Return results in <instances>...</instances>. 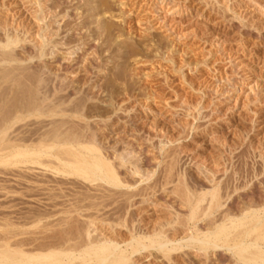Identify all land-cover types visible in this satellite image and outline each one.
I'll return each mask as SVG.
<instances>
[{"label":"rangeland","instance_id":"rangeland-1","mask_svg":"<svg viewBox=\"0 0 264 264\" xmlns=\"http://www.w3.org/2000/svg\"><path fill=\"white\" fill-rule=\"evenodd\" d=\"M28 1L0 0V28L6 25L11 30L19 28L20 35L25 38L15 49L14 54L18 55L17 59L0 62V72L13 66L11 71L8 70L12 74L5 70L7 76L12 77L11 79L9 77L7 79V76L0 77V103L2 102L0 118L2 114H7L8 110L13 112L18 109L17 107L20 108L21 101L27 103L20 89L27 92V95L24 93L27 100L33 98L30 102L36 100L38 95L44 94L46 98L44 104L36 107V111L19 116L20 119L13 125L15 131L12 129L13 126L7 130L10 137L22 135L21 137L26 139L27 135L28 140L34 138L33 142L36 143L42 131L57 125L59 127L67 116L65 125L62 121V125L67 126V129L71 130V127L75 126L72 129L74 131V128L81 123L82 126L80 128L78 126L77 131L82 130L81 127H84L82 123H88L89 132L96 131L97 140L99 142L102 140L101 144L109 148H118L116 150L119 153L115 149H108V152L113 154L115 150L122 159L125 158L123 167H120L122 163L120 159L114 160V163L118 164L117 168L119 167L118 171L123 182L126 184H132L134 180L137 182L130 187L111 191L113 195L109 193L110 191L106 192L108 196L101 198L105 200H102L103 202H100V198L94 200L95 203L103 204V210H100L103 214L99 216L109 217V220L115 224L113 227L115 230L109 225L102 224L99 219H96L94 226L101 227L106 232L116 231L120 234V239L127 240L130 231L126 227L132 222L149 230L171 220L174 217L173 209L179 202L176 193L170 194L168 189H180L177 185L178 178L187 181L186 183L189 182V187L219 180L222 184H227V187L230 186L231 188L228 187L230 191L236 185L239 186V192L248 191L249 187L254 194L263 191L264 0H39L53 18L52 27H49L47 35L54 36L53 40L68 43L62 47L63 44L60 42L63 49L58 47L61 51L65 50L62 61L57 58L59 51L56 48L51 49L55 51L54 55L57 53L55 57L49 54L46 58H30L26 53L35 51L37 39L34 38V32L39 26L38 23L34 24L31 18L34 5H30ZM87 40L89 42L84 43L85 48L82 49H85L88 55L78 48ZM68 46L71 48L69 49ZM73 46L77 47V50L73 49L74 52ZM64 47L68 48L64 49ZM69 50H72V55ZM79 56L81 61L90 58L91 64L87 60L90 64L88 71H85L81 62L75 59ZM43 59L47 60L46 65L43 64ZM72 59L76 61L70 62ZM55 60L56 62H53ZM58 61H61L60 64ZM64 64L66 66H63ZM45 67L48 69H44ZM43 72L44 74L41 75H44L42 77L46 82L42 90L37 91L41 94H36L37 92H33L34 80ZM57 79L59 83L56 82ZM93 82L102 86L103 93L97 94L95 90L90 89ZM31 85L34 90L30 88ZM25 86L26 88L30 86V90L26 91V88H23ZM73 88L79 89L78 92ZM47 90H50L49 93ZM30 91L33 95L28 93ZM19 96L23 99L21 100ZM78 97L85 98L80 115L74 114L69 109L79 101ZM105 99L110 103H104ZM15 102L19 105L15 106ZM47 103L55 109V115L39 113V109L44 110ZM64 106L70 111L65 110ZM59 109L61 112L57 111ZM69 122L71 127L68 126ZM74 122L77 125H74ZM42 125L46 126L42 127ZM62 125L60 128L63 129ZM11 129L12 132L9 133ZM11 150L0 152V157L7 158ZM40 159L54 161L47 155L41 156ZM26 164H22L26 165L23 167L20 164L13 166L0 163V224L4 221L16 223L9 232L3 229V224L0 225V236L14 234L12 242L22 245L21 242L24 241L23 249L33 253L41 251L40 247L45 244V240L47 241L41 216L38 219L31 218L35 212L40 213L42 209L45 211L44 198L48 190L44 187L52 188L53 192L57 190V193L58 188L61 187L59 189H63L62 192L70 193L71 196L69 195L68 198L76 197L75 201L83 199V196L87 198L86 195L89 197L92 192L103 193V188L96 191L87 182L72 177L63 179L46 170L45 166ZM135 167L141 168L140 175L132 174L131 170ZM150 171H154L151 180L140 179L139 176L143 173L146 175ZM164 178L167 182H172L164 185L166 181ZM147 183L162 187L152 194L142 193L136 196L131 193L142 188L138 186H145ZM89 186L92 190H89ZM163 186H166V192ZM236 193L235 195L232 193L230 199L236 196ZM38 194L40 195L37 196ZM90 200L86 199L84 203ZM227 202L226 205L229 203ZM64 207L63 209L68 208ZM106 214L108 217L105 216ZM187 232L186 228L181 226V229L175 231L173 235L181 238L188 235ZM229 252L227 248L217 251L209 249V254L199 259L195 252L185 248L173 255L172 261L168 262L159 255L155 259L151 256L146 258L147 252L143 251L142 257L139 255L133 260H139L137 264H155V262L194 264L196 260L203 264H242Z\"/></svg>","mask_w":264,"mask_h":264},{"label":"bare ground","instance_id":"bare-ground-1","mask_svg":"<svg viewBox=\"0 0 264 264\" xmlns=\"http://www.w3.org/2000/svg\"><path fill=\"white\" fill-rule=\"evenodd\" d=\"M27 3H29L30 5L31 4L34 5V7H33L34 11H32L33 13H32L31 18H32L34 24L38 23L39 26H37L38 27L37 31L34 32V34H35L34 38L37 39V42L35 43L36 47L34 46L35 51L30 52L28 50L29 52H26V53L29 54L30 58H33V57H37V58H44L45 57L46 58V56L49 54L53 56L54 52H55L53 50L56 48V50L59 51V52L56 51L58 53L57 58L59 57L58 59L62 61L64 59V55H65L64 51L65 50L61 51L60 49H63L62 47L64 46V44L68 45V43L67 42L65 43L63 41L53 40L54 36L52 37V35H51V37H50L49 34L47 35V32L49 31L48 30L49 27H52L51 22L53 21V18H51V14L49 12H46L45 7L42 4H40L39 0H29ZM9 29H10V27H9ZM9 29L7 28V25H6V27L2 26L0 28V62H3V61L11 62V61H14L15 59H17L18 55L16 54V56H15V54H14L15 49L18 48L19 43L21 41L25 40V38H22V36L20 35V33L18 31V30H20L19 28H16V29L14 28V30H11V29L9 30ZM26 40H27V38H26ZM60 42H61V44H63L62 47L60 46L61 45ZM71 42H72V40H71ZM88 42H89L88 40H87V42L84 41L83 44H80V46L78 47L79 49L82 50V52L84 51V53H85V49H82V48H85V44ZM90 42H92V41H90ZM32 44H33V42H32ZM58 47H61V48L59 49ZM68 47H66V48H68ZM66 48L64 47V49H66ZM70 48L71 47H69V49ZM76 48L73 46L72 50L76 49ZM51 49H53V50H51ZM87 49H89L88 45H87ZM72 50L68 51V52H71L70 53L71 55L74 52V50H73V52H72ZM80 52L81 51H78V53H80ZM75 53L78 55L77 52H75ZM84 53H81V54H84ZM88 53H90V52H88ZM56 54L54 55V57L56 56ZM81 54H80V56H81ZM85 54L88 55L87 52ZM93 55L96 56V54H93ZM76 56H74V57H76ZM80 56L75 58V59L78 60L77 62H81L80 64H81V66L85 67V69H84L85 71H88V67H90V64H91V61L89 62L90 58H88V59L84 58L81 61ZM69 58L71 59V57H69ZM58 59H56V60H58ZM75 59H72L71 61L70 60L69 61L72 62ZM56 60L53 62H56ZM87 60L90 64L87 62ZM46 61H47L46 59H43V64L46 65ZM61 61H58V63L60 64ZM77 62H76V64H77ZM57 66H59V65H57ZM63 66H66V64H64ZM9 67L8 68L5 67L7 69L8 73L11 71V69H13V66L11 69ZM3 68H4V66H3ZM9 69H10V71H8ZM44 69L47 70L48 68L45 67ZM5 70L4 71L2 70V72H0V77L7 76L8 73ZM42 71H44V70H42ZM3 72H5V73L3 74ZM1 73H2V75H1ZM64 73H65V71H64ZM41 74H44V72L40 73V75L36 76L35 80L33 79L35 81V83H34L35 85H33V87L35 86V91H33V92H37L38 90L41 91L43 84L46 82V80L42 77L44 75H41ZM35 75L36 74H34V76ZM8 77L9 76H7V79H8ZM62 77H65V76H62ZM86 77H87V75H86ZM51 80H50V82H51ZM57 81H58V79L56 80V82ZM57 83H59V82H57ZM29 87L26 88V86H25L23 88H26V91L30 90V88L32 90H34L32 85L30 88ZM101 87L98 85H95V83H94L90 86V89L95 90L98 94V93H103L101 90ZM62 88H60V90ZM64 88H65V86H64ZM22 90L24 91V89H22ZM22 90L20 89L19 91L23 93V97H25V101H27V103H23L24 100L21 101L23 103V105L21 103L20 108L17 107L18 108L17 109L15 107L17 110H15V108H13L15 110L13 112H9V110H8V113L4 114V115L2 114V117L0 118V152L7 150V149H12L11 154L7 158H1L0 157V163L11 164L13 166H17L19 164L22 165V164H26V163L37 164V165H41L42 167L45 166L46 167L45 169L46 170L48 169L49 171H51V173H53V175L60 176L63 179L64 178L68 179L71 177L75 178V179H79L81 182H87L89 185L93 186V188L96 191L100 190L99 188H103V190H102L103 193L99 194V192H100L99 191L98 193L94 194V192H92L91 195H89V197H88V195H86L87 198L85 196H83V199H79L78 201H75L76 197L68 198L70 193L68 194V192H67V194H65L64 191L62 192L63 189H59L61 187L58 188V193L56 192L57 190L55 191L56 192V194H55V192H53L52 188H45L43 186L44 189L48 190L47 191L48 193L46 192L47 194H45L43 192L45 195H47L44 198V200L46 201V203H44L46 206V208L44 207L45 211H43L44 209H42V210H40V213L35 212L37 214L35 216H34V214H35L34 211L31 212L30 214L32 215L34 213L31 218L34 217L35 219H38V217L41 216V219L44 222L42 225L44 226L43 228H45L44 232H46L45 235H46L47 241L45 240V244H43L44 242H42L43 247L41 246L40 247L41 249L39 248L41 251L38 250V252L29 253L28 250H26L27 251L26 252L23 249L24 246L22 247L24 241L21 242L22 243V245H21L19 243L12 242L11 239L15 236L14 234H13L14 236L12 234L6 235V236L2 234L3 236L2 235L0 236V264H137L138 263L137 261H139V260L135 259V261H134L133 258H135L136 256H139V255L142 257L143 251L147 252V254L145 253L146 258L151 256V258L154 257L152 259H155L156 257L158 258V255H159L162 259H166L168 262H170V261H172L173 255H175L178 251L184 250L185 248L191 249L193 252H195L196 256H198L199 259H201L200 257H204L208 253L209 249H214V251H217L221 248H227L232 253V255L235 257V259L237 261L241 262L242 264H264V194L261 195L262 193H264L263 192L264 189H263V191H259V193L256 192L257 193V195H256V193L254 194V192L252 191L251 187H249L251 190L249 189L248 191L243 190L242 192L241 191L239 192L238 191L239 186H237L235 184L236 186L235 187L233 186L234 189L232 187L233 190L230 191L228 189V187L229 188H231V187L230 186L227 187V184H222L221 182H219V180L218 181L214 180V182H213V180H211V181H209L210 183L204 182L201 185L199 183V186L197 185L198 187L197 186L191 187L194 185H191L189 187L188 186L189 182L186 183L187 181L185 182V181H182L180 178H178L177 185L180 186L179 187L180 189L175 188V187H174L175 189H173V190L168 189L170 194H171V192H172V194L176 193L177 199L179 202L177 207L173 209L174 212L173 213L171 212L172 214H174V217L171 218V220H169L163 224H160V225L155 226V227L152 226L153 228L149 229V230L145 229V228H141L139 226H136L132 222L128 227H126V229H128L130 231L129 232L130 236L128 235L129 239H127V240L126 239H120L121 238L119 236L120 234L116 233V231L115 232L113 231V230H115V229H113L115 224H113L111 222V220H109L110 218L107 216V214L105 216H107L108 218L99 216L103 212V211L100 212V210H103L102 209L103 204H101L99 202L95 203L94 200L96 201V200H99V198L101 199V198H104L105 196L107 197L108 193H106V192H108V191H110L109 193L112 194L113 192H111V191H113V190L114 191L118 190L121 187L122 188L123 187H125V188L130 187L137 182V180H134L132 184L131 183L126 184L125 182H123V180L120 176V172L118 171L119 167L117 168L118 164L116 165L114 163V160L120 159L122 162L120 165V167H121L124 163L123 160L125 158L122 159L121 155L118 154L119 152L116 150V149H118L117 147L109 148L106 145L104 146L103 144H101L100 142H102V140L100 142H99V140H97V137L95 134L96 131L93 132V130H91L92 132H89L88 123H82L84 125V127L83 128L81 127L82 130L79 129L78 131H77V129H78L79 125H77L78 124L77 121H75V122H77V124L74 122L75 123L74 125H77L76 128H74V131H72V129L75 126L71 127L72 125L70 124V122H69L70 125H68V124L67 125L69 127H71V130L67 129V126H65L66 127L65 128L63 125H65L64 122H66L68 120L67 116H65L66 119L64 118V120H62L64 123L63 125H62V121L60 120L61 123L60 124L58 123L59 127H58V125H57V127L54 126V128H52L53 126L52 127L50 126V128H52V129H49V130L44 131V132L42 131V133L40 135H38L39 137H37L38 140L36 143L33 142L34 138L32 140H28L27 138H29V137L26 134H25L26 136L24 135L26 137V139L22 138L21 137L22 135L20 137L19 136H15V137L11 136L10 137L7 130L10 129L16 122H18V119H20L19 116H21L23 113H29V112L36 111L37 110L36 107L44 104L45 99H46L43 96L44 94H42L41 95L42 97L40 95H38V97H37L38 100L36 98V100L30 102L31 100H33V98L31 97L32 99L30 101H29L30 98L27 100L26 99V95H27L26 93L27 92H25V91L23 92ZM73 90L77 91L79 89L73 88ZM17 91L15 93H17ZM49 91H48V93H49ZM33 92L30 91L28 93H30V94L32 93L31 95H33ZM77 92L74 91V93H77ZM74 93L72 92V94H74ZM36 94H41V92H39V93L37 92ZM2 95H3V93H2ZM58 95H61V97H62V94H58ZM67 95L65 94V96H67ZM46 96H49V95H46ZM3 97H4V95H3ZM19 97L21 98V100L23 99V97H21V96H19ZM84 99H82V98L80 99V97H78L79 101H77L75 103V105L71 106V108L69 107V109L72 110V112L74 114L80 115L81 114L80 109H81L83 103L85 102ZM15 101H17V100L15 99ZM28 101H29V103H28ZM19 102H20V100H19ZM54 102H56V101H53V103ZM61 102L63 103V101H61ZM16 103L17 102H15V104L14 103L13 104L15 106L19 105V104L16 105ZM104 103H110V101L108 99H105ZM48 104L49 103L46 104L47 107L45 106L46 108L44 107L45 108L44 110L42 109L43 111L41 109H39L40 108L39 107L38 108L39 113L42 112L43 114L45 113L47 115H55L56 114L55 109ZM57 104H58V102H57ZM59 104H61V103L59 102ZM89 107H90V105H89ZM13 109H11V110H13ZM60 109L57 111H60ZM64 109L69 110L68 107L65 108V106H64ZM61 110H63V109H61ZM5 112H6V110H5ZM84 112H86V111H84ZM82 116H83V113H82ZM87 118H89V117H87ZM78 119H80V118H78ZM24 124H26V123H24ZM60 125H62L64 128L63 129H62V127L60 128ZM43 126H46V125H42V127ZM80 126H82L81 123H80ZM80 126H79V128H80ZM91 126L92 125L90 124V127ZM15 127H17V126H15ZM34 128L35 127H33V129ZM12 129H13V131H15L14 126ZM12 129H11V131H9V133L12 132ZM46 129L47 128H45V130ZM25 130H26V128H25ZM94 130H96V129H94ZM29 134H30V132H29ZM37 138L35 137V139H37ZM128 138H127V140H128ZM130 140H131V138H130ZM27 141H29V142H27ZM132 141H134V140H132ZM136 148H137V146H136ZM138 148H140V147H138ZM54 149H58V150L53 151ZM108 149H115L118 153L115 150H113L114 152H113V154H111L112 152L109 153ZM43 155H47L49 157H52L54 159V161L52 159L43 161L42 160L43 158L40 159L41 156H43ZM26 165H24V166L26 167ZM28 167L31 168L30 166H28ZM140 171H141V168H137V167H135L131 170L133 175H140ZM42 173L43 172H41V174ZM164 173H165V171H164ZM153 174H154V171H150V173H147L146 175L143 173V175L139 176V177H140V179H142L144 181H148V180H151L150 178L153 176ZM165 175H166V173H165ZM170 176H172V175H170ZM193 176H195L194 173H193ZM56 178H59V177H56ZM162 179H163V177H162ZM169 179L170 178H168V181H169ZM224 179H225V177H224ZM165 180H166L165 184L163 182L164 185L172 182V181L167 182V179H165ZM153 181H155V180H153ZM225 182H223V183H225ZM227 182H228V180H227ZM232 182H234V181H232ZM74 185H75V183H74ZM143 185H145V184H143ZM238 185H241V184H238ZM49 186H50V184H49ZM156 186H158V185L154 184V183H147L145 186H138V188L142 187L141 189H138L139 191L136 190L135 192H131V193L136 195V196L140 195L142 193L144 195L149 194V193L152 194V193H155L156 191L158 192V190H160L159 187H162V186H158V188H159L158 189ZM165 187L163 188L164 192H166V190H167V189L165 190ZM34 188H35V186H34ZM55 188H57V187H55ZM89 188H90V186H89ZM156 188H157V190H156ZM69 189H68V191H69ZM253 189H255V188H253ZM89 190H92V188H90ZM175 190H176V192H175ZM72 191H73V189H72ZM72 191H70V192H72ZM18 192H20V191H18ZM30 192H32V191H30ZM125 192H122V193H125ZM117 193H118V191H117ZM232 193L233 194L236 193V196H234L233 198L230 199V197L233 195ZM118 194L116 195V197L118 196ZM32 195H36V194H32ZM39 195L40 194H38L37 196H39ZM16 196H18V195H16ZM128 197H130V196H128ZM166 197H167V195H166ZM40 199H41V197H40ZM86 199H89V200L91 199V200L88 203L85 202L86 203L85 204L84 201ZM229 199H230V201H228ZM102 200H104V199H101L100 202H103ZM226 202L228 203L227 205H226ZM131 204H132V202H131ZM10 205H9V207L12 206V205L11 206ZM63 205L64 206L67 205L65 207H68V208L63 209V207H64ZM41 211L43 213H41ZM10 212H11V210H10ZM18 213H19V211H18ZM31 215H29V216H31ZM129 216H130V214H129ZM22 217H23V215H22ZM54 217H56V218H54ZM14 219H16V218H14ZM96 219L97 220L99 219L102 224L104 223L106 225H109L111 227V229H113V230L111 232H106L101 227L94 226L96 221H97ZM132 220H134V219H132ZM117 222H118V220H117ZM200 222L201 223L204 222V223H202V225H201V224H199ZM2 224L4 227L3 229L9 232L12 229V227H14V225L16 223L13 224L12 221L11 222H5L4 221V223L1 222L0 225H2ZM18 224H20V222ZM127 224H126V226H127ZM174 224H177L178 226L180 225L179 226L180 229H181V226L185 227L186 231H188L189 234L182 236L181 238L175 237L173 235L174 232L178 231L180 229H178V226H176ZM139 225H141V224H139ZM99 228H100V230H99ZM29 251H31V250L29 249ZM236 260H235V262H236ZM150 262H152V261H150ZM157 263L155 262V264H157ZM180 264H182V263H180ZM184 264H186V263L184 262ZM194 264H203V263H200V261L198 262V260H196V262ZM204 264H206V263H204Z\"/></svg>","mask_w":264,"mask_h":264}]
</instances>
